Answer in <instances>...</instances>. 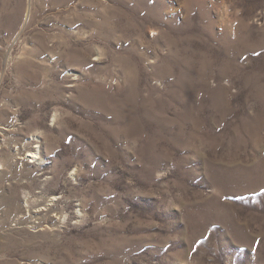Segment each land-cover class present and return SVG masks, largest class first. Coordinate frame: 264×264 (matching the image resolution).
I'll list each match as a JSON object with an SVG mask.
<instances>
[{"label":"rangeland","instance_id":"rangeland-1","mask_svg":"<svg viewBox=\"0 0 264 264\" xmlns=\"http://www.w3.org/2000/svg\"><path fill=\"white\" fill-rule=\"evenodd\" d=\"M1 127L0 264H264V0H0Z\"/></svg>","mask_w":264,"mask_h":264},{"label":"bare ground","instance_id":"bare-ground-1","mask_svg":"<svg viewBox=\"0 0 264 264\" xmlns=\"http://www.w3.org/2000/svg\"><path fill=\"white\" fill-rule=\"evenodd\" d=\"M109 20V19H108ZM108 20H107V22H108ZM106 23V22H105ZM107 24V23H106ZM102 25H99V29H100V27H101ZM99 57V56H98ZM99 59V58H98ZM1 130H3V131H5L6 133H7V131L9 130L8 128H0ZM11 130V129H10ZM10 132V131H9ZM33 147V146H32ZM24 148V147H23ZM29 148H31V147H29ZM28 148V149H29ZM22 152V151H21ZM28 152V151H27ZM20 154V153H19ZM26 156V155H25ZM30 158V162L31 163H33V162H35V160H37V159H39L40 157H39V152L38 151H30L29 153H28V155H27V157H25V158H21V159H29ZM56 196V195H55ZM57 197H58V195H57ZM50 199V198H49ZM52 199V198H51ZM55 199V198H54ZM53 199V200H54ZM58 199V198H57ZM49 201V200H48ZM50 202H52V201H50ZM56 202H57V200H56ZM47 205V204H46ZM43 206V205H42ZM44 206H45V204H44ZM43 206V207H44ZM50 206V205H49ZM34 207V206H33ZM39 207V206H38ZM36 208V207H35ZM42 208V207H41ZM49 208V207H48ZM38 210V209H37ZM22 211H26V209H24V210H22ZM60 218V217H59ZM62 218V217H61ZM58 219V218H57ZM59 221V220H58ZM42 229V228H41Z\"/></svg>","mask_w":264,"mask_h":264}]
</instances>
